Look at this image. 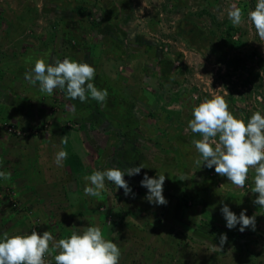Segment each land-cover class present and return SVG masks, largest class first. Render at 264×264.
<instances>
[{"label": "crops", "instance_id": "1", "mask_svg": "<svg viewBox=\"0 0 264 264\" xmlns=\"http://www.w3.org/2000/svg\"><path fill=\"white\" fill-rule=\"evenodd\" d=\"M89 1L55 0V3L52 4L53 8L42 3L40 8L43 11L51 12V22L58 28L54 35L29 33V25H33V20H30V12L33 13V9L30 10L22 0H3L0 3V119L12 121L20 127L37 123L36 127L40 129L39 133L23 139L0 130V171L11 173L9 180L0 179V185L14 184L17 187L16 192L26 197L31 196L30 203H47L51 210H45L48 207L44 206L32 211L36 217L41 219L40 230L42 232L48 230L57 240L68 237L74 228L78 230L80 227H87L91 224L100 226L106 238L112 239L119 246L121 250L119 264H164L162 260L170 256L171 251L175 258H170L171 260L166 264H190V262L196 264L193 260H188L189 248L183 244L184 239H189V234L192 233L195 239L207 240L219 255L222 254L220 252L228 243L231 246H241L242 253L250 257L251 251L248 252L245 249L250 247L249 245L254 239L249 234H254L257 231L260 233V238L262 240L264 238V223H258L264 219V208L260 207L258 210L256 204L253 203L257 193L250 194L251 191H248L249 193L244 198L237 199L234 192L221 190V186L220 191L214 194V190L212 191L214 187L209 183L211 180L216 179L219 182L228 183L226 185L229 188H235V186L226 177L216 174L215 170L211 169L208 174H204L199 167L193 169V175L187 181L185 188L189 187V189H185L186 197L180 198V196L174 195L172 188H169L172 178H178L179 175L181 177L186 170L185 162L190 161L189 155L183 148L184 141L177 144L178 148H174L171 140L183 137V131H186V128L182 130L186 124L185 117L189 116L192 119L193 99L189 93L195 92L194 95L197 96L199 93L196 92L197 84H193L191 89L189 88L190 83L187 86L182 82L185 78L184 74L179 66H171L170 57L165 52L167 47H163L161 42H158L164 41L163 39L159 40L158 37L161 31H166L164 28L172 21H168L167 24L162 23L163 21L156 24L153 18L152 21L148 20L147 22L142 18H137L140 8V2L137 0H119L120 6L117 7L109 2L97 5L98 8L92 9L93 13L99 10L98 17H96L94 14L92 16L91 10H87ZM239 1L241 0L237 1V5L243 9V5ZM153 2L155 3L157 0H153ZM187 4H193L198 9L201 7V10L206 9L212 14L216 13L221 22L224 21L227 25L229 23L233 26L227 16L230 5L226 7L222 3L217 6L218 0H164L162 6H165L166 11L180 12L184 17L174 21L173 28L191 25L194 15L184 14ZM114 11L115 15H111ZM133 11L135 12L134 17ZM243 11L245 16L242 23L234 27H247L249 21L246 17V10ZM92 20L96 22L94 27L91 23ZM217 21L215 19L213 22L216 24ZM227 25H221V27L225 29ZM120 29L125 35L120 33ZM174 31L176 30L174 29ZM252 33L249 32V34ZM178 36L183 42V36ZM214 37V39L209 37L213 48L206 50L202 47L203 49L198 50L197 57L206 59V55L207 58L209 55H218L232 60L233 65H237L238 61L241 64L242 56L237 52L239 47L236 46V41L234 39L226 41V36ZM46 52L50 53L49 59H63L67 56L72 60L89 62L96 69L93 83L100 89H107L109 93L106 102L98 103L91 98L84 103L79 100L73 101L67 98L66 90L59 88L49 96L39 90V82L36 85L30 84L25 79V73L34 66L35 60ZM202 52H205L204 56ZM186 53H182L185 59ZM209 65L207 64L206 70ZM203 72L201 74H210L208 70L207 73ZM158 79L161 82H158ZM175 79L179 80L182 91L186 90L184 91L187 94L185 105L182 103L172 105L168 104L169 101L160 100V98L163 99L162 94L164 95L161 90L171 86L172 80ZM182 93H177L176 98H180ZM152 94H154L153 98ZM173 102H178V99ZM194 103L197 104V102ZM72 104L76 106L75 113L69 110V106ZM173 106L179 110L183 108L185 112V116L182 117L183 121L179 120V133L177 134L172 131V122L175 119L173 113L178 114L179 110L172 111L170 108ZM67 121L76 122L78 126H63L61 122ZM68 128L75 130L76 136L74 135L72 139L70 137L73 134H67L65 131ZM65 135L68 142L62 147L61 140L59 142L58 140ZM77 135L79 141L84 145V148L80 150V157L74 150ZM193 135L197 137L199 134L194 133ZM160 142L163 143L160 144ZM190 145L192 146V144ZM192 147L195 157L198 158L199 155L194 144ZM61 148L68 153L67 159L63 161V167L57 166L54 162L55 154ZM173 149H179L176 150L178 155L183 156L181 164L183 168L179 175H177L178 163L169 153ZM140 163L147 166L141 169L140 174L125 175L124 177L134 196L132 194L126 196L123 189L115 188L107 181L106 190L102 193L101 198L84 194L85 181L83 177L91 175L93 170L106 169L114 165L121 168L132 167L138 166ZM34 164L38 167H34ZM35 170L38 173L44 172L43 177H31L30 173ZM145 173L150 177L164 173L166 179L163 185V195L167 200L166 205L149 203L145 198L148 190L140 184ZM171 174L173 175L171 176ZM201 181H206L207 187L200 185ZM183 183H186L185 179ZM195 184L207 197L209 194L214 195L211 197L214 199L211 200L219 204L218 208L214 207V213L208 212V221L215 219V213H221V202L225 204L228 202L230 210L237 216L242 209L248 208L245 214L254 215L260 228L252 230L251 233L246 229L244 232H240V226L237 224L232 229L228 228L230 237L224 243V248L221 247L219 250L214 247L219 246L221 234L219 230L215 228L211 230L203 226H190L192 221L188 216L187 204L190 203L188 199H192L190 191ZM4 193H0V196H7ZM69 193L76 194L74 204L69 199ZM110 197H112V201H109ZM222 198L224 200H221ZM4 202L6 201L3 197H0V203ZM195 202L196 206H199L197 210L206 205L201 200L195 199ZM115 208H117V212L114 211ZM130 208L136 211L133 212L134 214L141 212L146 214V217L149 216L147 232L143 230L144 227L140 226L139 228L136 223L131 225L130 221L124 220L122 212ZM100 212L104 213L105 224ZM13 214L9 212L4 215L2 221L7 227L0 225L3 227L0 237L4 232L9 234L28 232L30 226V222H27L28 215L22 213V218H14ZM161 214L165 217V226L158 227L157 218L159 215L162 216ZM205 215V209H202L199 216L204 218ZM220 219V221H225L224 217ZM24 221L27 222L26 226L20 227ZM81 222L87 224L83 225ZM159 224L161 225V222ZM219 224H225V222ZM105 225L108 227L104 231ZM125 225L128 227L131 225L133 228L129 229L128 233L136 231L134 235L140 240L130 239L132 244L127 243L126 235L128 233L125 234L124 229L128 227ZM143 235L146 238L142 239ZM152 241L154 243L153 256L146 255L148 259L142 260L141 251L143 249L152 254ZM128 244L133 257H129ZM172 244L175 245L174 249ZM158 250L159 252L163 251L162 259ZM179 252H181V259L177 256ZM182 252H185L184 257ZM126 253H128L127 256H125ZM242 253L238 254V251H233L228 262L230 264L242 262L241 259L244 256ZM54 255L55 252H53ZM53 256L48 257L52 264H55ZM197 264H205L204 259H200Z\"/></svg>", "mask_w": 264, "mask_h": 264}, {"label": "rangeland", "instance_id": "2", "mask_svg": "<svg viewBox=\"0 0 264 264\" xmlns=\"http://www.w3.org/2000/svg\"><path fill=\"white\" fill-rule=\"evenodd\" d=\"M3 0H0V3ZM55 0H22V2H24V4L28 5V7L31 9H33V13L32 11L30 12V20H33V25H29V33H33V34H44V35H54L57 33L58 28H56L55 26H53L52 22H51V12L50 11H43L40 7L42 5V3H45L49 8H53L52 4L55 3ZM138 2H140V8L138 10L139 16H137V18L141 19L144 21H148L151 20L152 18L154 19L155 23H165L167 24L168 21H172V23H170L169 25H167L164 29L166 31H161V34L159 35V40L163 39L164 41H158L161 42L160 44H162L163 47H167V51L166 54L169 55V62H171V66L175 67L179 66V68L181 69L182 73L184 74L185 78H183V83H185L188 86V83H190V87L194 84H197V90L198 91V96L193 94H190V97H192L193 99V104L192 106L196 105L199 102H201L205 97H210L212 94H221L224 95L226 92L228 93L226 95V100L229 104V110L237 117L242 116L245 119V122L247 121L248 118H250L251 114L254 111H261L262 114H264V40H261L258 35L255 32L254 26L248 22L247 23V27H237L239 29H237V31H235L232 35V39H234L236 42V46L239 47L237 49V52L239 54H241L242 56V62L241 64L239 63L240 61H238L237 65H233L232 64V60L230 61L229 59H225V57L222 56H218V55H214L211 56L209 55V57L207 58L206 55V59L203 58H198L197 57V52L198 50L201 49H206V50H211L213 48V44L210 41L211 39H214V36H218L220 37H225L226 34H223V28L220 26L219 24L221 22V20H219L220 18L218 17V15L216 13H211L209 11H207L205 9V7L203 6V9L205 10H201V7H196L195 5H186V10H184V14L188 15H194V19L191 22V25L189 27H176L173 28V24L174 21H176L178 18H184L182 17L180 12H173L170 13V11H166L165 10V6H162V4L164 3V0H157V2H153V0H137ZM238 0H218V5L224 3V5L227 7L228 5H232V4H238L237 2ZM101 2V3H100ZM109 2V4H112L113 6L117 7L120 6L119 4V0H90L89 1V7H87V10H91L93 8H98L100 4L103 3H107ZM240 4L243 5V10H246V17H247V12L251 9L254 8L256 0H241L239 1ZM38 4V6H37ZM201 4V3H200ZM217 4V1H216ZM230 8V7H229ZM226 10V9H225ZM160 11L162 12V14L160 15ZM98 12L99 10H97L95 13L92 12V16L94 14V16L98 17ZM207 12V13H204ZM35 13V14H34ZM115 11L111 13V15H115ZM203 13V14H202ZM226 14V12H224ZM209 14V15H208ZM33 15V16H32ZM207 15V16H204ZM135 16V12L133 11V17ZM211 17H215V19H217V23L215 24ZM202 18V19H201ZM115 19V18H114ZM30 21V23H31ZM39 21V22H38ZM95 21V20H92ZM38 22V25L36 24ZM228 25H230L228 23ZM227 27V26H226ZM225 27V29H226ZM173 28V29H171ZM178 28V29H177ZM174 29L176 31H174ZM86 32L88 31L87 29L85 30ZM178 31V32H177ZM253 32L252 34H249V32ZM176 33V34H175ZM88 34V33H87ZM178 35H182L183 36V42H181V38ZM152 36V35H150ZM57 37V36H56ZM51 38V37H50ZM179 39V42H178ZM185 40V41H184ZM55 41V40H54ZM53 41V42H54ZM203 42V43H202ZM201 44V45H200ZM241 45V46H240ZM243 45V46H242ZM203 47V48H202ZM182 49V52H181ZM188 50V51H187ZM187 52V56L186 59L185 57L182 55L185 54V52ZM203 56L205 52H202ZM207 64H210L208 67V71L210 72V74L207 73ZM201 69V71H200ZM206 71L207 74H205L204 72ZM201 72H203L204 74H201ZM174 79V78H172ZM163 82L165 80H162ZM173 84L171 86H167L164 87L166 89L161 90L164 95L163 99L160 98L161 101L163 102H167L169 101L170 103L168 104H178V103H182L185 105V97H187V94L184 93V91H182L181 86L179 84V80L175 79L172 80ZM158 82L159 81L158 79ZM192 89V88H191ZM165 90V91H164ZM183 92V93H182ZM177 93H182L180 98H176V94ZM1 94V92H0ZM152 94V98H153ZM189 97V98H190ZM175 99H178V102H173ZM191 99V100H192ZM188 100V99H187ZM178 106V105H177ZM172 111H177L179 110V108L173 106L172 108H170ZM189 111V109H188ZM178 114H174V122H172V127H173V132H175V134L179 133L178 128H179V120L183 121V118L185 116V112L183 111V108H181ZM180 112H183L182 114ZM187 114V113H186ZM191 120L189 118V116L185 117V126L182 127L186 128V131H183V137L182 138H175L171 140L174 148L177 147V144L184 141L183 142V148L186 151L185 153H187L189 155L188 159L190 161H186V170L183 172V174L181 175V177H186L187 179H185L186 183L184 184L183 181L184 180H180V172L182 171V166L181 164L183 163V156L180 157L178 155V151L179 149H173L172 151H170L169 153L172 154V157L175 158L177 164V170H178V174L179 177L178 178H172V182L169 185V188H172V192L174 195L180 196L181 197H186L187 192L185 191V189H189L185 188L187 186V181H189L193 175V169L196 167H199L203 173L208 174V172L212 169L215 170L214 167L213 168H208L206 166H204V164L202 163L201 166H199L196 163V160L200 158V154L198 153L199 157L196 158L194 155V150H193V143L192 141L195 139H200V135H198L197 137H194V133L191 132V130L187 127L188 125V121ZM63 123V126H67V127H77L78 123L76 122H72V121H67V122H61ZM40 124V123H39ZM48 124V123H47ZM5 125L6 127H14L15 129H17V131H15L14 133H8L5 130ZM38 124L37 123H33L32 125H28L25 127H20L18 125H16L14 122L12 121H2L0 119V130H3L4 132L16 137V138H21L23 139L24 137H28L31 135H35L36 133H39L40 129L38 127H36ZM46 125V124H45ZM65 131L67 132V134H73L70 139L73 138V136H76V133L74 132L75 130L73 129H65ZM171 131V132H172ZM56 133V131H55ZM192 138V139H191ZM61 140V138L58 140V142ZM163 142H160V144H162ZM192 144V146L190 145ZM64 144H62V147ZM74 150L77 154L78 157H80V150H82L84 148V145L81 143V141H79L78 135L76 137L75 140V146H74ZM178 148V147H177ZM154 151V150H153ZM152 152V151H151ZM184 152V151H183ZM153 159V157H152ZM34 167H38L36 164L33 165ZM175 168V165H174ZM43 173H38L36 170L30 173L31 177L34 178H41L43 177ZM173 174H171L172 176ZM203 175V174H201ZM204 176V175H203ZM202 176V178H203ZM208 176V175H207ZM253 177H254V171H250L248 174V179L245 182V185L243 188L240 187H230L227 186L226 184L228 183H223V182H219L216 179L211 180L209 183L211 184L212 187H214L212 189V191L214 190V194H217V192L220 191V187L222 186L221 190H224L226 192L231 191L234 192L233 194H235L237 199H241L244 198L247 193H249L248 191H251L250 194H252V188L254 187V183H253ZM227 182V181H225ZM184 184V187L182 186ZM203 186L207 187L206 181H201V184ZM182 186V187H181ZM219 186V187H217ZM217 187V188H216ZM19 189V188H18ZM192 190L190 191V196L192 197L188 199V201H190V203L187 204V207L189 209V213L188 216L190 218V221H192V225L190 226H203L205 228H209L212 230V228H215L217 230H219L221 233L226 234L227 238L230 237L229 230L226 227V221H220L223 218V214L220 213H215L214 215L216 216L215 219H212L210 221H208V212L212 211V213H214L215 209L214 207H219V204L216 203L215 201L211 200L214 198V195H208V197L206 196L205 193H202V190L195 184L192 186L191 188ZM232 189V190H229ZM236 189V190H235ZM5 193L7 194V196H0L3 197V199L6 201L3 204L0 203V225L7 227V225L2 221V219L4 218V215H6V213L9 214V212H12L14 216V218H22V213H26L28 215V221L30 222V226L28 228V232L30 233V229L31 227H35L36 230L39 229V233H42V231L39 228L40 225V221L41 219H39L38 217L35 216V214L33 213L32 210H38L41 207H48L47 203H42V202H37V203H30L31 201V196L30 197H26L25 195H21L19 194L17 191V187L14 186V184H11L9 186H2L0 185V193ZM4 193V194H5ZM75 196L76 194H71L69 193V199L73 201V204L75 202ZM256 196V195H255ZM6 197V198H5ZM123 197V196H122ZM197 200H201L203 201V204L205 203L206 205H204V207L200 208L199 210H197L196 206V202L195 199ZM254 198V197H252ZM109 201H112V197L108 198ZM194 199V200H193ZM221 200H224V198H222ZM255 200V199H254ZM38 201V200H37ZM224 203V202H223ZM227 205L229 204L228 202L226 203ZM221 207V205H220ZM129 208V207H127ZM260 206L256 205V209L259 210ZM58 210L60 209V207L58 206L57 208ZM122 209V208H121ZM205 209V217L202 218L201 216H199V212L201 210ZM248 209V208H246ZM245 209V210H246ZM45 210H51L49 207ZM74 210V209H73ZM2 211L3 214H2ZM114 211H118L117 208L114 209ZM257 211V210H254ZM47 212V211H45ZM133 212H136L133 208L131 209H125L122 213L124 214V220H126V222L130 221V224H134L136 223L137 225H139L141 227H144L143 230L145 232H147L146 228H149V222L147 223V219H149V216L146 217V214H142L141 212L139 214H134ZM102 213V220H104V224L106 223V220L104 218V213ZM163 213V211H162ZM248 213V212H247ZM30 214V215H29ZM38 215V214H37ZM162 215V214H161ZM212 215V216H214ZM252 214H248V216H251ZM260 215V214H259ZM165 217L162 216H158L157 218V225L158 227H162L165 226V222L164 219ZM220 219V220H219ZM134 220V221H133ZM146 220V221H145ZM217 221V222H216ZM26 221H24V224L20 227H24L26 226ZM159 222H161V225L159 224ZM216 224H213V223ZM220 222H225V224H219ZM263 222L264 223V219H262L260 222H258L259 224ZM83 225H86L87 223L85 222H81ZM151 225H152V220H151ZM130 225V226H131ZM126 226V225H125ZM128 228L124 229L125 234L128 233L129 229L133 228L132 226ZM107 225L104 226V231L107 229ZM260 228L257 224V222L255 221V229ZM249 229V230H248ZM3 230V227L0 226V231ZM135 230V229H134ZM252 228H246V231H252ZM208 231V230H207ZM133 232V231H132ZM128 233V235H126V242L132 244L131 240H136L138 239L136 237V235H134L135 232H133V234ZM209 233V232H208ZM11 235V234H10ZM191 235V236H190ZM254 240L253 242L249 245L250 247H246V251H251L250 257L249 256H245L242 253V250L240 247L238 246H234V245H230V244H226L225 248L222 246V252H220L221 255H219L216 250L214 251V249L212 248V246L209 245V242L207 240H203L200 241L199 239H195L193 238L194 235L189 234V239H184L183 244L185 247L189 248V251L187 252L188 254V260H193V262L196 264L198 263V261L202 258L204 259L205 264H230V262H228L229 260V256L231 253H233V251H238V254L242 253L244 256H242V262H237L236 264H264V246L262 247V245H264V238L262 240V238H260V233L255 231L254 234H249ZM146 238L145 235L142 236V239ZM131 239V240H130ZM140 240V238L138 239ZM124 244V243H123ZM262 244V245H261ZM129 245V244H128ZM179 245V244H178ZM230 245V246H228ZM152 246V254L151 252L144 251V249L141 251V258L142 260L144 259H148L146 255L152 257L153 256V252H154V243L152 241L151 243ZM174 246L173 249L175 248V245H171ZM166 247V246H165ZM130 245H129V249H130ZM193 248V249H191ZM159 252V250H158ZM173 253V251H171L169 254L171 256V254ZM183 253V257H184V253ZM204 253V254H203ZM128 253L125 254V256H127ZM129 257H133L132 256V251L131 249L129 250ZM161 259L163 257V251L161 250L159 252ZM205 255V256H204ZM166 257L162 260V263L166 264L167 262H169L171 259L170 258H175L174 254H172V256L170 257ZM177 256L180 258L181 257V252H179L177 254ZM149 257V258H150ZM176 257V258H178ZM182 258V257H181ZM180 258V259H181ZM47 259L49 260V257H47ZM179 259V260H180ZM225 260V261H223ZM191 264V262H190Z\"/></svg>", "mask_w": 264, "mask_h": 264}, {"label": "clouds", "instance_id": "3", "mask_svg": "<svg viewBox=\"0 0 264 264\" xmlns=\"http://www.w3.org/2000/svg\"><path fill=\"white\" fill-rule=\"evenodd\" d=\"M227 16L233 26H239L245 12L237 4H232ZM247 19L254 26L258 37L264 40V0H256L254 8L247 12ZM49 57L50 53H44L25 73V79L30 84L36 85L39 82V90L49 96L59 88L66 90L67 98L73 101L84 103L91 98L98 103L106 102L109 93L107 89H100L93 83L96 69L89 62L72 60L67 56L63 59ZM227 94L214 93L192 108V119L188 121L187 127L201 137L192 141L200 154L196 163L199 166L203 163L208 168L214 167L216 174L226 177L231 184L240 188L244 187L249 172L254 171L252 192L258 195L253 203L264 208V114L259 110L254 111L245 122L242 116L237 117L229 110L225 98ZM69 110L75 113V104L70 105ZM67 142L65 135L61 143L66 145ZM67 156V151L61 148L55 154V164L63 167ZM146 167L140 163L132 167L114 165L93 170L91 175L83 177L84 194L101 198L107 181L115 188L123 189L126 196H134L124 177L138 175ZM10 178V172L0 171V179ZM165 179L164 173L155 177L144 174L140 184L148 190L145 198L149 203L167 204L163 195ZM184 179L187 178H180ZM221 205L220 211L227 228L232 229L239 224L240 232L246 228L255 229L254 215L248 216L246 210L242 209L237 216L227 204L221 202ZM226 241V234L221 233L219 246L214 247L220 250ZM48 256H53L55 264H119L121 250L95 224L78 230L74 228L68 237L59 240L48 230L38 233L35 228L30 233L10 235L4 232L0 237V264H52L51 260L46 259Z\"/></svg>", "mask_w": 264, "mask_h": 264}, {"label": "trees", "instance_id": "4", "mask_svg": "<svg viewBox=\"0 0 264 264\" xmlns=\"http://www.w3.org/2000/svg\"><path fill=\"white\" fill-rule=\"evenodd\" d=\"M83 9H85V7H83ZM204 13H207V12H204ZM211 19H212V21H214L215 17H211ZM91 23H92L93 27L96 26V22L95 21H92ZM221 25H227V23L223 21V22H220L219 27ZM237 29H239V28L231 26V25H227L226 29H222L223 30V34H226V41H229V40L232 39L231 37H232L233 33L235 31H237ZM120 33L125 35V33L121 29H120Z\"/></svg>", "mask_w": 264, "mask_h": 264}, {"label": "built area", "instance_id": "5", "mask_svg": "<svg viewBox=\"0 0 264 264\" xmlns=\"http://www.w3.org/2000/svg\"><path fill=\"white\" fill-rule=\"evenodd\" d=\"M5 130L8 132V133H14L15 131H17V129H15L14 127H6V125H5ZM33 228H35V227H31V229H30V232H31V230L33 229ZM36 229V228H35ZM37 232L39 231V229L38 230H36ZM39 233V232H38ZM46 259H47V257H46Z\"/></svg>", "mask_w": 264, "mask_h": 264}]
</instances>
